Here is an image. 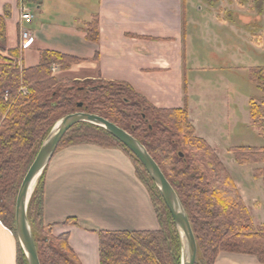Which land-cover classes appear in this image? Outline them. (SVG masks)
I'll use <instances>...</instances> for the list:
<instances>
[{
  "label": "crops",
  "instance_id": "crops-1",
  "mask_svg": "<svg viewBox=\"0 0 264 264\" xmlns=\"http://www.w3.org/2000/svg\"><path fill=\"white\" fill-rule=\"evenodd\" d=\"M257 2L261 3L259 9H256ZM263 2L0 0V17L4 19L7 30H15L20 4L33 11L32 22L25 25L31 37L20 57L24 68L37 66L43 51L74 57L78 61L67 69H60L58 64L52 65L55 68L53 76L71 80L124 82L162 109L182 108L185 88L188 115L196 137L207 142L216 152L230 174L253 225L258 227L264 225V181L254 177L253 169H264V165H251L242 176L234 168L231 172L232 164L225 156L229 147L203 130L202 120L211 118L205 117L206 110H198L191 103V90L184 83L187 82L186 62L192 42L199 40L193 33L196 28L194 15L205 12L207 16H213L210 11L212 4L218 3L221 4L219 11L233 15L238 27L256 24L255 28L259 26V30H264L261 26L264 11H260ZM248 6L250 9L246 10ZM93 19L97 20L96 42L86 39L85 25ZM212 19L215 22L213 31L223 33L221 28L225 23L222 19ZM231 25L226 33L237 34L240 39L242 30L235 26L236 23ZM252 42L264 51V36L254 32ZM240 51L234 45L227 49L232 59H238ZM242 123L250 126L247 117ZM238 124L233 121V125ZM41 184L43 224L51 226V234L55 237L68 235V244L80 264H99V231L137 232L158 228L148 192L139 181L131 159L121 148L93 144L58 148L43 171ZM68 219L75 223L64 224ZM17 244L13 233L0 223V264H16ZM214 264L260 263L254 256L220 253Z\"/></svg>",
  "mask_w": 264,
  "mask_h": 264
},
{
  "label": "trees",
  "instance_id": "trees-1",
  "mask_svg": "<svg viewBox=\"0 0 264 264\" xmlns=\"http://www.w3.org/2000/svg\"><path fill=\"white\" fill-rule=\"evenodd\" d=\"M85 27L86 39L96 42L97 20ZM4 35L5 21L0 17V43ZM18 54L17 48L0 50V201L6 203L0 209L4 224L12 228L15 238L14 215L9 207H14L21 181L42 141L60 118L86 112L127 132L157 164L187 215L197 247L195 264H214L220 253L254 256L264 264V225H253L214 150L194 136L187 98L180 109H158L124 82L59 80L53 76L52 65L67 69L78 61L74 57L43 51L37 66L19 68L13 62ZM250 81L264 92V68L252 70ZM79 103L81 108H77ZM248 112L253 123H263L260 127L264 132V99H250ZM77 144L121 148L131 159L142 184L147 185L159 225L154 231L97 232L99 264H181L179 239L171 216L141 163L111 134L90 124L72 127L58 147ZM232 152L239 165L264 163L262 149L243 147ZM258 170L260 175L254 176L264 177L263 169ZM42 175L43 172L27 205L39 263L80 264L68 244V235L55 237L51 226L43 224ZM72 223L74 220L68 219L64 224ZM16 264H27L19 244Z\"/></svg>",
  "mask_w": 264,
  "mask_h": 264
},
{
  "label": "rangeland",
  "instance_id": "rangeland-1",
  "mask_svg": "<svg viewBox=\"0 0 264 264\" xmlns=\"http://www.w3.org/2000/svg\"><path fill=\"white\" fill-rule=\"evenodd\" d=\"M198 6H201V4H199ZM260 6L261 3L257 2L256 9H259ZM212 7L213 9L210 11L213 16H207L205 12L194 15V24L196 28H194L193 33L195 34V37L199 38V40H193L192 42L190 56L186 62L187 73L185 78L187 82L186 84L184 83V85H187L191 90V103L195 105V107L199 108L198 110H206L205 117H210L212 119L211 120L205 118L204 121L202 120L201 127L206 133H211L212 136L215 137L220 144L229 147L228 151L225 152V156L228 163L232 164L230 170L231 172H233L234 168L238 171L239 175L242 176L244 173L250 170L249 168L251 165L256 164L239 165L234 161L232 150L243 147H264V132L260 127V125H262L263 123H261L260 121H258V123H253L249 118L248 112V103L250 99L253 98L257 101L264 99V92L257 89L250 81V72L252 70L256 68H264V51L258 49L255 45H253L252 33L254 34L255 32L258 36L261 35L263 37L264 30H259V26H256L257 28H255L256 24H251L249 27L248 25H242L241 27H238V22L233 15L224 14V10L222 12L219 11L218 8L221 7V4H212ZM246 8V10L250 9L249 6ZM261 9L262 10L260 11L263 13L264 2L262 3ZM245 12L247 13L248 11ZM250 15H252V13H250ZM212 18L216 20L218 18H221L225 23L222 25L224 28H221V31L223 33H221L220 30L213 31L215 22ZM232 23H236L235 26L239 28V30H242L240 39L238 38L239 36H237V34L233 35L226 33V30H230L228 29V27ZM261 26H264V20L262 21ZM238 39L240 40V42ZM237 42L239 43L237 44ZM233 45L235 47L237 46V48L239 47L241 50L238 59H232V57L230 58L227 53V49L232 48ZM10 47L17 48L19 52L18 58H14L13 62L17 64L19 68H22L23 66L20 62V57L22 56L21 54L23 53L24 49L19 46L18 27L15 30H7L5 24L4 41L0 43V50L7 52ZM219 47L220 49L218 50ZM53 73L54 72H52V74ZM55 77L60 80V77ZM261 86H263L262 83ZM185 94L186 91L184 92V99L186 98ZM233 103H235L234 107ZM227 105L228 108L226 107ZM231 113H233V115ZM229 114L231 115L228 116ZM246 117L248 118L250 126L242 123ZM233 121L239 122V124L233 125ZM194 136H196L195 132ZM241 145L244 146L241 147ZM262 150H264V148H262ZM257 164L264 165V163ZM262 171H264V169ZM253 172V175H260L259 170L255 171L253 169ZM261 175L264 176V173ZM263 178L264 177H262V180ZM138 179L140 181L139 177ZM143 186L146 188V183H143ZM146 191L148 192V195L150 197L148 188H146ZM5 204V202L0 201V205ZM9 209L14 215V207L10 206ZM3 213L4 212H2L0 209V222L8 230L11 231L12 228H10L7 223L4 224L2 220Z\"/></svg>",
  "mask_w": 264,
  "mask_h": 264
},
{
  "label": "water",
  "instance_id": "water-1",
  "mask_svg": "<svg viewBox=\"0 0 264 264\" xmlns=\"http://www.w3.org/2000/svg\"><path fill=\"white\" fill-rule=\"evenodd\" d=\"M82 104H77L81 108ZM90 124L99 127L123 144L141 163L154 183L165 207L167 208L180 245L181 264H195L197 247L187 215L171 185L146 149L131 135L108 120L86 112H74L60 118L52 126L42 141L39 150L27 169L19 186L14 205V229L16 240L25 256L27 264H40L27 219V205L34 186L51 160L63 136L77 124ZM182 156L181 154H179Z\"/></svg>",
  "mask_w": 264,
  "mask_h": 264
},
{
  "label": "built area",
  "instance_id": "built-area-1",
  "mask_svg": "<svg viewBox=\"0 0 264 264\" xmlns=\"http://www.w3.org/2000/svg\"><path fill=\"white\" fill-rule=\"evenodd\" d=\"M34 18L33 11L28 8L23 3L19 6V22H18V30H19V46L23 49L27 48L29 40H30V31H28L25 27L26 24L32 22ZM52 72L55 71V68H51ZM1 223V222H0Z\"/></svg>",
  "mask_w": 264,
  "mask_h": 264
}]
</instances>
